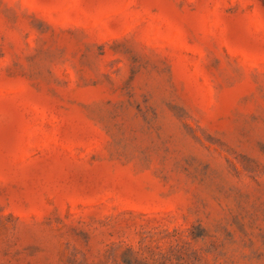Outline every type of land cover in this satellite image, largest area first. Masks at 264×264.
<instances>
[{"label": "rangeland", "instance_id": "1", "mask_svg": "<svg viewBox=\"0 0 264 264\" xmlns=\"http://www.w3.org/2000/svg\"><path fill=\"white\" fill-rule=\"evenodd\" d=\"M0 264H264V0H0Z\"/></svg>", "mask_w": 264, "mask_h": 264}]
</instances>
